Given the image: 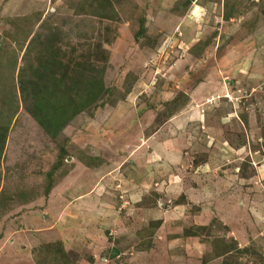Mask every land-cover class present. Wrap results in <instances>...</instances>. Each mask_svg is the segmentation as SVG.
I'll return each instance as SVG.
<instances>
[{"label":"rangeland","instance_id":"1","mask_svg":"<svg viewBox=\"0 0 264 264\" xmlns=\"http://www.w3.org/2000/svg\"><path fill=\"white\" fill-rule=\"evenodd\" d=\"M50 35L94 102L53 137ZM0 134V264H264V0H0Z\"/></svg>","mask_w":264,"mask_h":264},{"label":"trees","instance_id":"2","mask_svg":"<svg viewBox=\"0 0 264 264\" xmlns=\"http://www.w3.org/2000/svg\"><path fill=\"white\" fill-rule=\"evenodd\" d=\"M56 29H54L55 31ZM37 41L32 39L31 43ZM56 40L53 35L42 41V53L36 58L35 65H32L29 70V77L25 75V70L20 72V102L24 110L30 117L38 124V126L50 137H53L58 131L69 121H71L77 114L86 109L92 103L90 99H61L56 100L54 95L61 91L62 94H77L81 91L82 76L86 71L85 65L87 63H75L65 73L68 75V84L62 85L63 81L56 82L54 74L60 69H64L58 61H56L51 51L52 45ZM27 73V71H26ZM74 89V90H72ZM101 86L98 90L93 92L97 97L100 94ZM12 107V101L9 103ZM17 108V107H16ZM11 119V116H10ZM9 122L11 120H8ZM5 134H0V151L3 149L5 143Z\"/></svg>","mask_w":264,"mask_h":264}]
</instances>
